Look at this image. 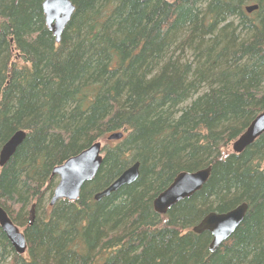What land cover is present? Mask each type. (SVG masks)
I'll use <instances>...</instances> for the list:
<instances>
[{"label":"trees","instance_id":"trees-1","mask_svg":"<svg viewBox=\"0 0 264 264\" xmlns=\"http://www.w3.org/2000/svg\"><path fill=\"white\" fill-rule=\"evenodd\" d=\"M43 2L0 0V152L26 132L0 206L28 245L16 253L0 226V264H264V134L232 150L264 110V0H71L60 42ZM118 132L80 197L51 206L54 168ZM135 162V182L95 200ZM207 166L200 191L154 211L178 173ZM242 203L211 252L193 227Z\"/></svg>","mask_w":264,"mask_h":264},{"label":"water","instance_id":"water-1","mask_svg":"<svg viewBox=\"0 0 264 264\" xmlns=\"http://www.w3.org/2000/svg\"><path fill=\"white\" fill-rule=\"evenodd\" d=\"M173 1V0H172ZM258 9L257 5L246 8L248 13ZM43 11L45 20L50 31L60 42L62 34L68 26L75 6L71 0H44ZM264 134V110L250 123L245 132L233 143L234 153H242ZM122 132L113 133L107 137L109 141L121 140ZM26 138V132L17 131L2 147L0 152V166L4 167L17 151L18 147ZM103 146L98 141L81 153L70 157L63 164L53 170V175L58 177V184L53 191L50 205L54 206L59 200L76 201L81 194L83 186L95 179L103 162ZM212 172V166L189 172L182 171L177 174L173 182L153 200L154 211L165 215L178 202L192 197L200 191L208 182ZM140 175V163L135 162L129 166L107 188L95 194L96 201L116 192L125 184L135 182ZM248 211V204L242 203L235 208L224 212H210L200 223L193 227V232L202 234L208 231L212 235L209 245L211 252H216L235 233L242 224ZM0 226L11 242L16 253L24 255L28 245L24 232L9 217L7 212L0 206Z\"/></svg>","mask_w":264,"mask_h":264},{"label":"rangeland","instance_id":"rangeland-1","mask_svg":"<svg viewBox=\"0 0 264 264\" xmlns=\"http://www.w3.org/2000/svg\"><path fill=\"white\" fill-rule=\"evenodd\" d=\"M115 141H117V140H112V141H109L108 139L104 140V141H102V146L104 147V145L107 144V142H111V144H113Z\"/></svg>","mask_w":264,"mask_h":264}]
</instances>
